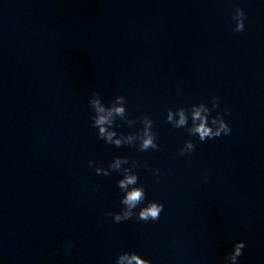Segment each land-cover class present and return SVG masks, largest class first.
Segmentation results:
<instances>
[{
    "label": "water",
    "instance_id": "water-1",
    "mask_svg": "<svg viewBox=\"0 0 264 264\" xmlns=\"http://www.w3.org/2000/svg\"><path fill=\"white\" fill-rule=\"evenodd\" d=\"M93 91L149 115L159 151L97 140ZM212 96L229 136L200 143L165 123L166 109ZM186 139L196 148L177 157ZM116 155L141 164L147 199L164 205L157 221L105 215L119 210L118 175L97 176L87 161L106 167ZM239 240V264H264V3L0 0V264H114L122 251L223 264Z\"/></svg>",
    "mask_w": 264,
    "mask_h": 264
},
{
    "label": "clouds",
    "instance_id": "clouds-1",
    "mask_svg": "<svg viewBox=\"0 0 264 264\" xmlns=\"http://www.w3.org/2000/svg\"><path fill=\"white\" fill-rule=\"evenodd\" d=\"M264 3V0H261ZM232 21L234 22L233 32L239 33L244 30L245 13L240 7L233 10ZM90 109V126L95 129L97 140L105 145L114 148L128 147L137 152L159 151L160 145L157 143L158 135L154 130L153 120L147 114H140L130 117L127 112V98L123 95L114 96L108 103H105L99 92L90 93L88 100ZM220 109V100L216 96L210 97L208 103L203 101L192 103L188 106L166 109L164 120L173 129H183L188 137L194 138L200 143L206 140H213L223 136H229L231 127L225 118L229 115L225 108ZM134 131H119L121 126ZM196 148L193 139H186L176 150L177 157H186ZM87 166L97 176H109L112 173L118 175L115 186L119 191V210L110 211L105 215L111 217L113 224H119L130 219L143 221L145 223L155 222L159 219L164 205L156 200L147 199L143 184L139 182L138 175L141 164L135 159L125 156H113L106 167L98 166L96 161L89 159ZM143 167L149 171L153 180L159 182L162 175L159 168H149L147 164ZM207 171L202 176L207 179ZM92 192H96L95 186L91 187ZM171 244H175L172 241ZM245 248L243 240L232 244V250L224 256L223 264H239V257ZM114 264H151L149 259L143 258L136 251L119 252L114 259Z\"/></svg>",
    "mask_w": 264,
    "mask_h": 264
}]
</instances>
